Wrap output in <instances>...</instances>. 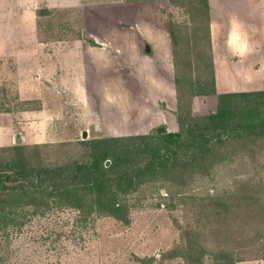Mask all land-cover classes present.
Masks as SVG:
<instances>
[{"label": "rangeland", "instance_id": "rangeland-1", "mask_svg": "<svg viewBox=\"0 0 264 264\" xmlns=\"http://www.w3.org/2000/svg\"><path fill=\"white\" fill-rule=\"evenodd\" d=\"M79 2L81 12L58 10L40 20L41 36L55 38L65 30L69 37L85 39L92 32L107 44L109 27L117 21L149 22L143 12L152 14L156 7H144L142 0ZM162 6L172 27L173 79L158 72L154 80L121 73L102 80L111 90L107 95L88 88L79 101L58 81L41 78L33 90L30 79L20 80L9 61V77L0 73V167H11L2 172L6 187L20 184L12 180L18 159L28 173L80 166L94 159L84 141L135 136L129 133L145 132L150 124L158 128L149 134L171 133L170 117L163 111L174 102V116L184 118V128L187 115L203 117L215 111V96L192 95L210 84L204 4L168 0ZM0 22V52L19 51L18 45L31 42L23 17L2 14ZM251 81L264 86V74L234 82ZM234 125L229 121V127ZM212 145L200 162L191 163L197 150L181 149L164 170L127 186L122 182L119 190L113 183L116 202L123 208L120 218L85 205L80 210L69 201V193L65 199L49 191V176H42L43 181L27 176L21 184L42 198L0 195V264H264V130L258 135L223 134ZM142 158L146 163L148 158ZM101 163H107L106 169L111 166L109 158ZM107 176L112 179L114 173ZM69 182L73 180L65 185Z\"/></svg>", "mask_w": 264, "mask_h": 264}, {"label": "crops", "instance_id": "crops-1", "mask_svg": "<svg viewBox=\"0 0 264 264\" xmlns=\"http://www.w3.org/2000/svg\"><path fill=\"white\" fill-rule=\"evenodd\" d=\"M167 1L142 0L144 7L147 4L156 6L152 14L143 12L150 18L149 22L126 24L117 21L108 28L106 44L98 41V36L95 37L92 32L87 33L85 39L69 37L65 30L55 38L41 36L40 20L58 10L81 12L83 6L79 0H0V15L23 17L32 38L24 47L18 45L19 51L1 50L0 73L3 72V77H9L12 72L6 65L13 60L17 76L20 80L30 79L29 83L34 86L32 89L37 88L41 78L58 81L79 101L87 95L88 88L95 94L107 95L110 88L105 87L102 80H113L121 73L132 79L154 80V74L158 72L173 79L172 27L169 15L162 6H166ZM201 1L207 16L216 93L264 92L262 84L251 81L241 85L234 82L245 78L257 79V76L264 74V0ZM42 10L46 13L38 15ZM10 23L13 24L12 21ZM11 25L8 27L9 32L12 31ZM46 47L49 49L44 50ZM220 80L226 82L220 84ZM164 100L166 103L167 99ZM167 108L163 111L170 117L167 131L175 133L178 129L174 116L175 102L173 107ZM147 127L145 132L129 134L145 135L158 128L151 124ZM114 136L122 135L115 133Z\"/></svg>", "mask_w": 264, "mask_h": 264}, {"label": "trees", "instance_id": "trees-1", "mask_svg": "<svg viewBox=\"0 0 264 264\" xmlns=\"http://www.w3.org/2000/svg\"><path fill=\"white\" fill-rule=\"evenodd\" d=\"M46 11L38 12V15L45 14ZM210 58V56H209ZM210 72V84L207 90L193 92V96H215L216 109L203 117H193L187 115L188 125L184 128L185 120L181 115L175 114L178 131L176 133H156L135 135L127 137L102 138L84 141L94 159L86 161L80 166L66 165L56 168L32 169L30 173L20 159L15 161L18 170L12 171V180L20 184L6 187L5 177L2 172L10 170V163L0 167V195H13V197L42 198V195L30 191L29 186L21 184L27 176L35 175L40 181L42 176H49L53 183L49 191L56 197L69 198L80 210L93 208L96 211H106L116 218H120L122 206L116 202L115 190L121 188L122 182L130 185L133 179H139L147 173H154L167 168V162L176 158L178 150L194 149L196 155L192 153L191 163L200 162L202 155L209 151L215 142L220 140L221 135L235 136L243 134L258 135L261 125L264 127V92L236 93V94H217L214 87L212 63L208 65ZM178 81L175 79L174 84ZM249 109V111H247ZM235 121V127H229V121ZM183 143V145L179 143ZM144 158H148L146 163ZM109 158L111 166L106 169L107 163L102 164L101 160ZM139 160V161H137ZM141 163L143 164L142 166ZM76 167V168H75ZM78 167V168H77ZM107 171V172H106ZM35 172V173H33ZM106 172V173H103ZM108 172L114 173V178H107ZM72 179L65 185V181ZM75 179V181H74ZM57 182V184H56ZM59 182V184H58ZM130 183V184H129ZM71 184V185H70ZM121 184V185H120ZM67 185H70L67 187ZM125 186V187H126ZM41 190H39V193ZM70 195L66 197V194ZM44 194V193H42ZM38 197H37V196ZM34 198V199H35ZM29 203H27L28 205ZM85 205V208L82 206Z\"/></svg>", "mask_w": 264, "mask_h": 264}, {"label": "water", "instance_id": "water-1", "mask_svg": "<svg viewBox=\"0 0 264 264\" xmlns=\"http://www.w3.org/2000/svg\"><path fill=\"white\" fill-rule=\"evenodd\" d=\"M157 131H158V132H162L163 129H162V128H159ZM85 137H86V134H85V132H84V133H83V138H85ZM20 141H21V139L17 136V137L15 138V142H16V143H20Z\"/></svg>", "mask_w": 264, "mask_h": 264}]
</instances>
